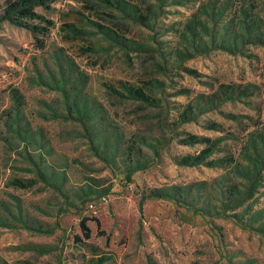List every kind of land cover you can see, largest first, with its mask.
Returning <instances> with one entry per match:
<instances>
[{
    "label": "rangeland",
    "instance_id": "obj_1",
    "mask_svg": "<svg viewBox=\"0 0 264 264\" xmlns=\"http://www.w3.org/2000/svg\"><path fill=\"white\" fill-rule=\"evenodd\" d=\"M113 1L56 0L48 10L37 8L53 22L42 48L29 31L0 25V264H264V232L217 215L231 185L221 178L224 170L176 164L203 148L180 144L184 133L223 135L222 145L234 151L251 122L225 115L264 120V47L247 45L236 54L209 48L187 57L178 36L195 22L189 18L202 0L162 6L123 0L148 17L147 26L125 17ZM251 1L264 19V0ZM105 29L127 39L125 46ZM117 80L142 87L156 102L108 93L104 83ZM219 83L257 88L180 123L184 105L197 97L204 102ZM207 121L223 132L205 129ZM261 183L227 215L251 204L242 223L264 224V173ZM187 186L194 195L188 203L209 201L203 216L165 199L140 204L151 189Z\"/></svg>",
    "mask_w": 264,
    "mask_h": 264
},
{
    "label": "trees",
    "instance_id": "obj_2",
    "mask_svg": "<svg viewBox=\"0 0 264 264\" xmlns=\"http://www.w3.org/2000/svg\"><path fill=\"white\" fill-rule=\"evenodd\" d=\"M56 0H5L2 12L0 13V25L2 22L23 28L30 32L33 45L37 48L43 47L41 39L53 22L45 17L42 13L36 11L37 8L48 10L50 5ZM162 6L166 0H157ZM207 0L200 1L194 13L189 19H194L195 22H186L184 30L179 34L178 38L182 41V45L187 57H193L195 54L205 53L209 48H218L232 54L242 53L243 48L247 45L264 47V19L254 12L255 2L251 0H232L233 6L227 8L229 0ZM218 2V3H217ZM181 4V2H178ZM114 7L119 10L125 17L147 26L148 17L136 12V7L131 11L128 9L129 4L123 0H114ZM230 9L231 16L228 19L220 20L221 14L225 16L226 11ZM73 21L79 19H72ZM71 28L73 23H67ZM233 27V28H232ZM104 34L113 42L125 46L127 39L119 36L112 30L105 29ZM179 52V51H178ZM191 75H197L194 70L186 69ZM104 87L108 93H111L121 99H135L145 103H155L156 100L148 94L142 87L136 86L130 82L117 80L116 84L104 83ZM257 86L253 83H219L217 87L206 97L204 102H200L198 97L191 103L184 105L182 112L178 114L179 122H190L196 120L197 116L203 112L213 109L222 101H239L242 98H247L255 93ZM188 92L187 89L182 91ZM80 111L76 107V114ZM82 112H85L84 109ZM227 118L242 124L239 118H245L251 122V128L242 136L240 147L234 151L228 145H222L224 136L211 138L207 136H198L195 134L184 133L185 137L178 141L183 145L202 144L203 148L194 155H184L176 159V164L180 166H198L215 167L224 170L221 178H230V189L226 193V201H223L222 211L217 215L223 218H231L236 223L244 228L264 232V224L255 228L252 225H244L242 222L244 212L251 208L248 204L240 214L234 212L227 215V212L235 211L245 205L250 200L255 191L262 185L264 173V120L259 116L255 119L251 116H240L232 113L225 115ZM76 121H81L79 116H75ZM84 128V127H83ZM207 130L223 132L220 123L215 121H207L205 127ZM85 130L87 131L86 127ZM243 130L247 128L243 126ZM88 134V131H87ZM233 136L232 133H229ZM88 137V136H87ZM92 142V138L88 137ZM118 142V138L116 137ZM100 145V143H99ZM221 153L222 155L216 156ZM140 166L133 168L127 175L130 178L131 174L137 171ZM42 176L41 172H38ZM194 200L190 187H171L168 190L154 188L149 193L141 198L165 199L176 203L177 205H189L192 211L203 216L206 208L210 207L207 200H203L202 207L195 206L193 203H188ZM183 198V199H182ZM188 198V200H187ZM193 198V199H192ZM187 201V202H186ZM199 201V200H198ZM206 204V207H204ZM199 205V203L197 204ZM255 214H259L257 211ZM82 230L85 238L89 237V229L84 225ZM149 264H157L149 259Z\"/></svg>",
    "mask_w": 264,
    "mask_h": 264
}]
</instances>
